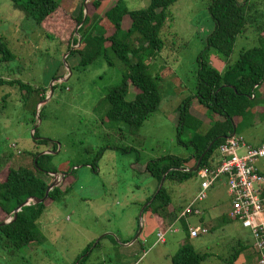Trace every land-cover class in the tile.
I'll use <instances>...</instances> for the list:
<instances>
[{
	"label": "rangeland",
	"instance_id": "374dc122",
	"mask_svg": "<svg viewBox=\"0 0 264 264\" xmlns=\"http://www.w3.org/2000/svg\"><path fill=\"white\" fill-rule=\"evenodd\" d=\"M104 1L95 10L100 16L113 0ZM121 1L128 10L144 8L149 2ZM81 2L60 0L59 11L36 26L14 9L9 0H0V38L16 55L15 61L0 62V77L20 79L36 89L28 95L16 85L0 86V179L4 178L8 166L31 165L30 152L43 150L31 138V127L36 123L37 137L51 140L47 149L57 144L52 164L64 171L75 169L76 173L74 187L51 202L38 220L46 240L41 244L30 243L13 254L0 250V264H76L78 257L88 254L85 250L90 242H93L91 252L83 264H171L172 255L189 234L177 222L174 227L178 230L165 232L163 241L157 240L155 232L137 236L143 228V214L139 218L141 205L157 186L143 166L150 159L168 154L187 157L192 153L191 147L178 143L175 122L178 106L195 93L197 57L213 29L207 10L210 0H177L168 8V17L159 33L163 48L149 63L152 76L160 75L161 102L135 133L124 124L103 121L107 105L101 99L109 87L120 82L122 65L117 62L118 66H108L96 61L82 69L77 66L78 56H69V42L72 49L80 47V43L72 44L71 38L73 32L77 36L74 18ZM83 7L86 15L93 12L91 0H83ZM61 19H69L71 24L61 38L62 45L58 46L56 41H48L46 32L52 34L62 28L57 25ZM122 23L128 25L126 20ZM259 38L253 29L237 36L228 61H235L242 48L258 45ZM206 52V58L215 68L226 64L227 57L214 49ZM133 96L130 87L126 99L131 100ZM191 102L197 104V100ZM197 109L206 116L207 123L202 126L205 129L217 115L200 106ZM250 131L254 134L252 139ZM188 133L186 129L181 136L183 141ZM262 133L264 120L257 126L240 123L235 134L259 144ZM255 166L264 174V159L258 160ZM42 177L49 182L53 178L50 174ZM199 182L198 175H194L183 182H164V185L171 191L173 204L182 206V202L187 203L194 197ZM223 182V179L216 181L206 199L198 203L208 216L225 214L227 218L230 198ZM60 185L64 189L67 183L63 179ZM188 219L193 227L199 226L196 217ZM211 223H214L211 232L192 240L190 237L188 241L197 252L208 253L200 264H225L220 259L236 247L232 237L248 241L250 236L237 221L227 218L223 223L209 221L206 226ZM131 241L134 243L130 248L124 247ZM95 242L97 247L93 245ZM215 254L218 256L214 257ZM254 259L252 264H256Z\"/></svg>",
	"mask_w": 264,
	"mask_h": 264
},
{
	"label": "trees",
	"instance_id": "16d2710c",
	"mask_svg": "<svg viewBox=\"0 0 264 264\" xmlns=\"http://www.w3.org/2000/svg\"><path fill=\"white\" fill-rule=\"evenodd\" d=\"M9 1L14 9L22 13L26 19H31L36 26H41L47 18L60 9V0ZM81 1L79 12L74 18L77 36L73 32L71 38L72 44L80 43V47L72 49L69 42L67 44L69 56L77 55V66L82 69L96 61H103L108 66L117 65V62L122 65L120 82L109 87L101 99L104 105H107L103 121L124 124L135 133L147 117L157 111L161 102L158 86L160 75L152 76L149 63L160 54L163 48L159 33L168 17V8L177 0H149L146 7L137 10H128L122 5L121 0H113L101 16L96 11L104 5L105 1L91 0L93 12L87 14L82 23L84 7L83 0ZM207 10L213 21V29L206 38L204 50L197 57L195 93L178 106V117L175 122L178 143L191 147L192 153L187 157L168 154L148 160L143 167L145 172L156 180V189L163 175L164 182L178 183L198 175L199 169L187 171L182 168L187 165L190 169L193 168L211 140L215 139L202 155L199 166L210 165L218 145L226 137L236 133L240 123L248 126L253 124L254 106L261 99L256 87L264 82V0H242L241 2L210 0ZM74 19L71 18V20ZM61 20L62 22H57V25L62 28L52 34L46 32L48 41H56L58 46L62 45L61 38L68 33L71 24L69 19ZM125 20L128 21L126 26L122 23ZM248 29H253L259 35V44L247 49L242 48L235 61H228L237 36ZM79 37L80 41H78ZM209 49H214L227 57L223 70H218L209 63L206 58V51ZM15 58L16 55L0 38V62L9 63L15 61ZM3 85H16L20 91H25L28 95L36 90L20 79L0 77V86ZM130 87L134 91V96L131 100H127L126 96ZM5 98L4 95L3 102ZM193 99L197 100L198 106L221 116L222 120L215 119L208 127L202 129L207 122L206 116L202 117L197 113L202 117L199 118L191 112ZM32 114L35 115V110ZM30 121L33 123L35 118H31ZM186 129L189 133L186 134L187 139L183 141L181 136ZM37 135L36 129L31 137L33 142L42 146L43 150L47 149L51 140L34 139L33 137ZM56 149L57 144L53 143L51 151L54 152ZM38 153L39 151L30 152L31 165L8 166L4 178L0 179V215H3L0 216V222L9 217L12 219L13 210L26 198L44 195L50 182L42 175L47 176L51 172L64 173L63 179L67 186L64 189L61 185L52 188L43 202L30 203L21 207L15 219L0 226V250L8 254H13L14 251L21 250L30 243L41 244L46 240V236L39 228L38 220L51 202L58 200L72 189L76 180L75 169L64 171L52 164L53 153L36 157ZM10 155L12 156L13 153ZM90 165L95 167L94 164ZM164 184L152 200L156 189L146 199L145 204H147L143 209V212L148 211L152 214L160 230H165L168 223L173 222L184 207L183 202L182 206L173 204L171 191ZM227 218L223 215L222 220L227 221ZM181 225L188 233L183 218ZM92 243L90 242L86 247L85 252L87 251L88 254L77 258V264H83L88 258ZM97 246L98 242L94 247ZM238 252L239 248L237 249L236 246L231 253V258H235ZM207 257L208 253L197 252L186 238L172 255L171 264H200Z\"/></svg>",
	"mask_w": 264,
	"mask_h": 264
},
{
	"label": "built area",
	"instance_id": "2783aa9c",
	"mask_svg": "<svg viewBox=\"0 0 264 264\" xmlns=\"http://www.w3.org/2000/svg\"><path fill=\"white\" fill-rule=\"evenodd\" d=\"M239 151L243 153L239 154ZM260 159H264V142L253 146L238 134L226 137L216 148L210 165L199 166L200 182L194 197L182 208L174 222L165 230L156 231L157 240L163 241L165 232L177 231L174 224L180 219L199 216L201 210L198 203L206 199L216 181L223 179L230 198L227 217L248 231L256 264H264V174L255 166ZM185 168L190 167L187 165ZM206 232L204 227H188L191 238Z\"/></svg>",
	"mask_w": 264,
	"mask_h": 264
},
{
	"label": "crops",
	"instance_id": "0c3cea01",
	"mask_svg": "<svg viewBox=\"0 0 264 264\" xmlns=\"http://www.w3.org/2000/svg\"><path fill=\"white\" fill-rule=\"evenodd\" d=\"M210 64L212 65V66H214V63L213 62H210ZM224 67H225V65L223 64V65H221L220 67H219V69L218 70H223L224 69ZM257 89H258V93L260 94L259 95V97L261 98L260 99V101L258 102V104L256 105V106H254V108H255V113H254V117H253V124L252 125H259L261 122H262V120H264V82L263 83H261L260 85H258L257 87H256ZM193 100H195V99H193ZM193 104V103H192ZM197 107H198V104H194L192 107H191V112L194 114V115H196V116H198L199 118H202L203 117V115L199 112V111H197L198 109H197ZM197 109V110H196ZM200 113L201 115H202V117H200L197 113ZM216 119H221L222 120V117L221 116H219V115H217V117H216ZM205 122V121H204ZM207 123V122H206ZM205 123V124H206ZM238 135H240V136H242L241 134H238ZM249 135H250V139H252L253 138V136H254V134L250 131V133H249ZM243 137V136H242ZM244 138V137H243ZM245 140V142L247 143V144H249V145H253V146H255L256 144L257 145H259L260 143H262L261 141H260V143L258 144V142L257 143H254V142H252V141H247L246 139H244ZM262 140H264V134L262 133ZM258 169V168H257ZM259 170V169H258ZM75 182H76V180L74 181V185H75ZM74 185H73V187H74ZM72 187V188H73ZM198 190V189H197ZM197 192V191H196ZM195 192V193H196ZM189 202V201H188ZM187 202V203H188ZM187 203H184V206L187 204ZM201 210V214L199 215V216H195L198 220H199V222L200 223H198L199 224V226L200 227H204V228H206V230H207V232L206 233H209V232H211L213 229H214V223H211L210 224V226H206V223L207 222H213V221H215V220H217L218 222H220V223H223V222H226V221H223L222 220V218H223V215H225V214H222L221 216H219V214L217 215V214H215L214 216L213 215H211V216H208V215H206L207 214V212H205L204 210H202V209H200ZM143 215H142V219H141V223H142V221H143V223H142V225H143V228H142V231H141V233L138 235V236H140V237H144V236H147V235H150V234H152V233H156V231L159 229L158 228V225H157V222H156V220H155V218L152 216V214L150 213V212H148V211H145V212H143L142 213ZM189 217V216H188ZM187 219V218H186ZM186 219H184V221H185V223H186V226H187V228L189 227V226H192L191 224H190V221H189V219L188 220H186ZM175 221V220H174ZM173 221V222H174ZM172 223V222H171ZM178 223H180L181 224V219H180V221L178 222ZM170 223H168V225H169ZM198 226V227H199ZM193 227V226H192ZM182 229H183V227H182ZM244 229V228H243ZM246 230V229H245ZM247 231V230H246ZM248 232V231H247ZM205 233V234H206ZM202 235V234H201ZM248 235H249V233H248ZM199 236V235H198ZM188 239L190 238V237H187ZM190 240H192V238H190ZM232 240L233 241H235V245L237 246V249L239 248V252H238V254L236 255V257L235 258H231V254H229L226 258H221L220 260H221V263H225V264H252V259L253 258H255L254 257V254H253V250H252V248H251V246H250V237H249V239H248V241H243V240H241V239H239V238H237V237H232ZM183 242V241H182ZM134 243V242H133ZM133 243H132V241L130 242V243H127L126 244V246H124V247H127V248H130L132 245H133ZM240 244H242V245H240ZM243 245H245V247L243 248ZM240 246V247H239ZM215 256H218V254H215L214 255V257ZM255 260V259H254ZM256 261V260H255Z\"/></svg>",
	"mask_w": 264,
	"mask_h": 264
},
{
	"label": "water",
	"instance_id": "95a60500",
	"mask_svg": "<svg viewBox=\"0 0 264 264\" xmlns=\"http://www.w3.org/2000/svg\"><path fill=\"white\" fill-rule=\"evenodd\" d=\"M84 6H85V4H84ZM85 18H86V13L84 12V15H83V18H82L81 23L84 21ZM78 41H80V37L78 38ZM66 55H67V54H65V55L63 56V62H64V63L66 62V61H65ZM68 68H69V67H68ZM70 72H71V70L69 69V73H70ZM36 116L39 118V113H38ZM37 127H38V123H36V124H34V125L32 126V129H31V130H32V132H31L32 135H33V132L36 130ZM218 137H219V136H218ZM218 137H217V138H218ZM33 138H34V139H38L39 137L34 136ZM214 140H215V139L211 140V142L209 143V145L207 146V148L204 150V152H202V154L200 155V157L197 159V162H196V164H195V166H194L193 168H191V169H190V168H189V169L182 168V169H183V170H187V171H196V170L199 168V165H200V162H201V157H202V155H203V154L209 149V147L212 145V143L214 142ZM50 153H53V151H51V150H49V149H47V150H43V151L39 152V153L37 154L36 157H38V156H40V155H42V154H50ZM35 161H36V159L34 160V162H35ZM50 175H52L53 178H52L51 182L49 183V185L47 186L44 195H43L42 197H28V198H26L22 203H20V204H19V205L13 210V212H12V213H13V217H12V219H15V218H16L17 212L20 210L21 207H23V206H25V205H29L30 203H40V202H43V201L47 198L49 191H50L52 188H54V187H56V186H59L60 183H61V181H62L63 178H64V173H60V172H51ZM163 183H164V175L161 177L160 182H159V185H158V188L156 189L155 194L152 196L151 200L155 197L156 193L159 192V190H160V188L162 187ZM151 200H150V201H151ZM146 204H147V203H146ZM146 204H144V205L141 207V210H140V212H139V218L141 217L142 212H143V209H144V207L146 206ZM12 219L10 218V219H6V220L1 221V222H0V226L4 225V224H6V223L11 222ZM140 232H141V228L139 229V232H138L137 236L139 235ZM96 243H97V242H95V244H96ZM95 244H93V245H95ZM76 264H77V262H76Z\"/></svg>",
	"mask_w": 264,
	"mask_h": 264
},
{
	"label": "flooded vegetation",
	"instance_id": "af4514ba",
	"mask_svg": "<svg viewBox=\"0 0 264 264\" xmlns=\"http://www.w3.org/2000/svg\"><path fill=\"white\" fill-rule=\"evenodd\" d=\"M45 150H47V149H45ZM43 151V150H42Z\"/></svg>",
	"mask_w": 264,
	"mask_h": 264
}]
</instances>
